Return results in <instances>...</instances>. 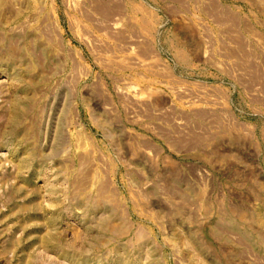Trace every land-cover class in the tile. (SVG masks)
<instances>
[{
  "label": "rangeland",
  "instance_id": "obj_1",
  "mask_svg": "<svg viewBox=\"0 0 264 264\" xmlns=\"http://www.w3.org/2000/svg\"><path fill=\"white\" fill-rule=\"evenodd\" d=\"M0 264H264V0H0Z\"/></svg>",
  "mask_w": 264,
  "mask_h": 264
}]
</instances>
